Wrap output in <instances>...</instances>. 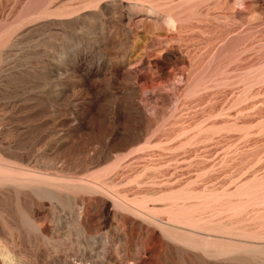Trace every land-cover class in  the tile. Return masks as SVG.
Listing matches in <instances>:
<instances>
[{
	"label": "rangeland",
	"instance_id": "374dc122",
	"mask_svg": "<svg viewBox=\"0 0 264 264\" xmlns=\"http://www.w3.org/2000/svg\"><path fill=\"white\" fill-rule=\"evenodd\" d=\"M0 264H264V0H0Z\"/></svg>",
	"mask_w": 264,
	"mask_h": 264
},
{
	"label": "clouds",
	"instance_id": "9594fccd",
	"mask_svg": "<svg viewBox=\"0 0 264 264\" xmlns=\"http://www.w3.org/2000/svg\"><path fill=\"white\" fill-rule=\"evenodd\" d=\"M169 25L174 28L175 27V22L172 21V20H169Z\"/></svg>",
	"mask_w": 264,
	"mask_h": 264
}]
</instances>
